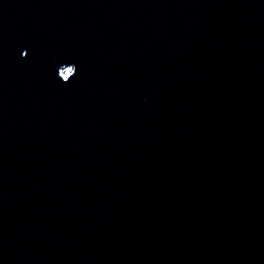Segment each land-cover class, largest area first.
Instances as JSON below:
<instances>
[{
    "label": "water",
    "instance_id": "water-1",
    "mask_svg": "<svg viewBox=\"0 0 264 264\" xmlns=\"http://www.w3.org/2000/svg\"><path fill=\"white\" fill-rule=\"evenodd\" d=\"M0 264H264V0H0Z\"/></svg>",
    "mask_w": 264,
    "mask_h": 264
},
{
    "label": "rangeland",
    "instance_id": "rangeland-1",
    "mask_svg": "<svg viewBox=\"0 0 264 264\" xmlns=\"http://www.w3.org/2000/svg\"><path fill=\"white\" fill-rule=\"evenodd\" d=\"M68 70H69V68L65 69V71H68Z\"/></svg>",
    "mask_w": 264,
    "mask_h": 264
}]
</instances>
